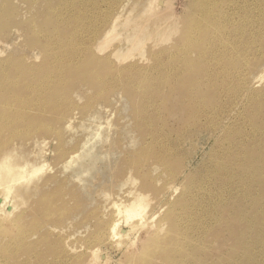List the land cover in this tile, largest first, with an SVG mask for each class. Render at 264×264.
Listing matches in <instances>:
<instances>
[{
  "label": "rangeland",
  "instance_id": "obj_1",
  "mask_svg": "<svg viewBox=\"0 0 264 264\" xmlns=\"http://www.w3.org/2000/svg\"><path fill=\"white\" fill-rule=\"evenodd\" d=\"M148 1L0 0V158L40 168L0 264H132L182 195L184 264H264V0H162L173 31L127 40ZM142 185L149 227L94 245Z\"/></svg>",
  "mask_w": 264,
  "mask_h": 264
},
{
  "label": "bare ground",
  "instance_id": "obj_2",
  "mask_svg": "<svg viewBox=\"0 0 264 264\" xmlns=\"http://www.w3.org/2000/svg\"><path fill=\"white\" fill-rule=\"evenodd\" d=\"M164 5L165 3L162 0L148 1V5L144 8L143 14L148 15L149 20L151 19V23L154 25L148 24V18L143 19L140 23L134 21L132 24H135V28L130 34L126 35V39L130 41L137 40L139 34L144 35L146 38L150 35L148 31L150 28H153V33L163 29L165 26V28H168L167 32L171 30L167 25L169 16L163 13ZM167 16L168 18L165 21L164 18ZM116 23V20L112 22V29L117 26ZM110 34L111 33L108 32L102 37L99 41V45H102ZM141 42V39L137 40V43ZM98 51L102 52L103 49L98 46ZM9 95L8 93V95L5 96ZM2 103L5 102L1 100L0 104ZM58 140L61 141L60 138ZM12 158V155L0 158V231L6 234L0 237V241L5 240V237L16 240L17 249L19 250L22 243L21 237L24 231L19 229L17 237L14 235L13 230L16 229V222L10 221L9 215L13 212V209L11 206L9 208L7 198L13 192L16 184L20 183L21 187L27 190L32 180H34L33 177L40 172V168L29 166L28 163L21 165L13 163ZM73 158L74 157L69 158L68 164H71ZM136 166L141 167L142 164L137 163ZM127 183L134 185L135 181L133 178H128ZM143 185L139 188L133 186L129 189L125 196L127 204H123L121 201L118 204H112L111 211L113 214V221L111 225H107L106 222H97L92 232L93 239H96L94 245H99L102 242H115L118 245L125 243L126 249H128L130 248L129 244H132L140 229L145 226L149 227L148 221L152 219V215L149 210L150 203L147 200V196L143 193ZM148 186L150 185H147V187ZM202 199L203 197L199 198L197 200L198 205H196L194 202H187L186 198L182 195L177 202L171 203L164 217V220L169 224V228H167L164 235L160 234L163 236H158L157 234L153 235L149 243L144 245L137 253L130 254V258H135L132 264H184L186 260L180 258V253H183L186 249H191L187 242H185V233H189L192 230V226L187 228V225L197 212L203 213L205 211L206 206L201 203ZM33 233L36 235V232ZM30 234L32 233L28 235ZM8 248L9 247L6 246L0 249V256L5 250H8ZM197 250L200 251L199 246ZM66 253L68 254L67 251ZM91 256L92 261L98 264L101 259L98 249L94 250Z\"/></svg>",
  "mask_w": 264,
  "mask_h": 264
}]
</instances>
